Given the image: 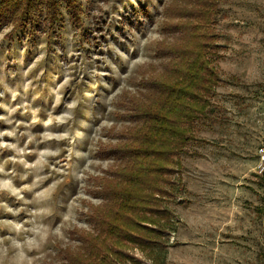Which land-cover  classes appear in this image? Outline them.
Segmentation results:
<instances>
[{
	"label": "rangeland",
	"instance_id": "1",
	"mask_svg": "<svg viewBox=\"0 0 264 264\" xmlns=\"http://www.w3.org/2000/svg\"><path fill=\"white\" fill-rule=\"evenodd\" d=\"M197 1L80 0L78 28L64 15L49 37L0 31V264H65L67 250L95 235L96 182L114 163L103 152L130 126L128 103L162 72L164 47L180 42L175 25ZM208 1L221 15L212 25L220 83L170 176L180 179L164 203L174 229L158 264H257L264 251L254 176L264 0Z\"/></svg>",
	"mask_w": 264,
	"mask_h": 264
},
{
	"label": "trees",
	"instance_id": "2",
	"mask_svg": "<svg viewBox=\"0 0 264 264\" xmlns=\"http://www.w3.org/2000/svg\"><path fill=\"white\" fill-rule=\"evenodd\" d=\"M216 3H194L201 9H193L189 20L175 25L182 32L180 42L164 47L168 60L162 72L128 103L130 126L117 145L103 152L114 163L96 182L94 194L101 204L89 217L95 235L84 234L74 251L67 250L65 264H140L134 250L151 263L164 262L174 229L164 203L180 184L170 176L179 172L187 144L197 140L195 124L210 113L220 83L218 35L212 29L221 16ZM64 15L72 27H80V0H0V31L49 37L63 28ZM254 176L262 189L255 211L264 223V180ZM257 260L264 264V251Z\"/></svg>",
	"mask_w": 264,
	"mask_h": 264
},
{
	"label": "built area",
	"instance_id": "3",
	"mask_svg": "<svg viewBox=\"0 0 264 264\" xmlns=\"http://www.w3.org/2000/svg\"><path fill=\"white\" fill-rule=\"evenodd\" d=\"M254 174L264 180V144H261L256 149V161Z\"/></svg>",
	"mask_w": 264,
	"mask_h": 264
}]
</instances>
